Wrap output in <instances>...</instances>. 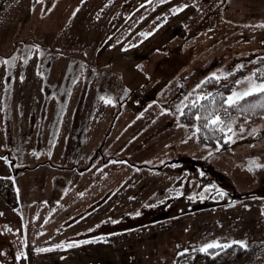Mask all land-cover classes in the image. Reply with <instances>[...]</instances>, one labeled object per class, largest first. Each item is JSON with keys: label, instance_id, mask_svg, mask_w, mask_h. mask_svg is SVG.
<instances>
[{"label": "rangeland", "instance_id": "374dc122", "mask_svg": "<svg viewBox=\"0 0 264 264\" xmlns=\"http://www.w3.org/2000/svg\"><path fill=\"white\" fill-rule=\"evenodd\" d=\"M180 5L187 7L175 11ZM37 44L39 48L33 47ZM5 58L8 63L88 61L93 79L86 110L92 114L90 121L100 112L109 123L102 128L100 120L82 144L75 129L69 144L59 133V147L56 142L52 147L50 134L34 130L37 117L42 111L62 114L66 105L54 103L51 110L48 102L36 101L39 95L32 91L14 96L12 86L9 94H0V153L15 160L14 167L23 174L20 181L7 174L0 157V251L19 234L14 258L0 257V264H175L184 249L213 240L247 243L246 254L220 264H264V167L249 170L253 157L264 165V112L238 124L233 119L234 134L227 133L231 140L214 146L202 144L179 114L180 102L195 99L189 94L210 73H229L215 82L232 83V88L246 86L234 82L254 71L260 78L264 0H0V62ZM30 67L26 73L31 75ZM35 78L27 77L22 87L37 90L41 80ZM13 83L20 86L19 81ZM98 91L114 103H102ZM12 98L22 102L18 105ZM20 119L27 127L18 133ZM49 120L55 121L54 116ZM98 175L104 177L106 193L118 192L92 209L100 197L84 201L83 196L97 190ZM33 177L40 180L34 183ZM24 185L41 190L42 198L50 191L58 197L57 223L41 204L35 242L37 221L29 223L28 218L33 215L21 219L5 208L11 207L7 202H18L16 193ZM219 189L225 195H219ZM126 191L145 192L146 201L154 203L167 192L176 193L166 198L177 192L185 198L163 209L149 205L135 214L130 199L121 202L120 193ZM71 200L74 210L67 214ZM98 222L101 227L105 223L101 231ZM76 241L84 244L64 246ZM25 248L36 253L29 256ZM22 253L26 255L18 256Z\"/></svg>", "mask_w": 264, "mask_h": 264}, {"label": "crops", "instance_id": "0c3cea01", "mask_svg": "<svg viewBox=\"0 0 264 264\" xmlns=\"http://www.w3.org/2000/svg\"><path fill=\"white\" fill-rule=\"evenodd\" d=\"M36 12V11H34ZM33 12V13H34ZM37 13V12H36ZM40 50L42 51V49L40 48ZM46 50V49H44ZM32 66V70L34 71L33 74H28L26 73V70H30ZM97 68L99 69L98 66H100L99 64L96 65ZM30 67V68H29ZM104 68V67H103ZM91 63L87 62H77L74 63L72 62H35V63H28V62H16V63H5V62H0V70L4 71L0 73V94L3 95L4 93L9 94V87L12 86L11 89V93L14 95L15 93L18 94H26L27 90L32 91V94H38L39 95V100L37 99L36 101H41L44 103H49V108H51V110H53V105L54 103H64L65 106V112L60 114V111L55 110V111H42V115L38 116V123L36 124V129H34L37 133L41 134H50L51 136H49L50 143L51 146L53 147V142H56L55 144L57 145L60 141L58 138V134H65V136L62 137V139L64 140L65 144H69L70 142L67 140L68 136L70 134L74 133V129L75 131H77V134L80 135V142L81 144L85 141L86 136L85 134L88 136L90 134V132H96L95 129L98 128V124H100V120L101 122H103L102 124V128L104 126V124H108L109 123V118L104 115L103 113L97 112L98 116H93V120L94 118L97 119L95 120V123L93 120L90 121L91 119V115L89 116L88 114V110H86V105L85 103L87 102V100L90 102V82L91 79H93V77L91 76L90 70H91ZM7 70V73H5V71ZM36 70L38 71L36 74ZM70 70L72 72H70ZM93 70V69H92ZM12 71V72H11ZM16 71V72H14ZM35 76L39 77L41 81H39V88L37 90H31L28 84H25L22 87V83H27L26 78L27 77H33L35 78ZM105 76V75H104ZM21 77H23V79H21ZM36 79V78H35ZM52 80V81H51ZM13 81H15L17 84L18 81L20 83V86L18 87L17 85H15L13 87ZM12 83V85H11ZM42 87H48L47 91L45 92L43 90ZM99 89V87H98ZM101 89V87H100ZM101 91V90H100ZM100 91H98L97 93V98L99 99L100 96ZM10 93V94H11ZM104 93V92H103ZM99 94V95H98ZM105 95V94H104ZM16 96V95H14ZM101 97V96H100ZM35 98V97H33ZM9 99V97H8ZM7 99V100H8ZM10 101V99H9ZM103 103V99L100 100ZM12 102L14 103H18L22 102V100L19 98L18 100H14L12 98ZM74 103H78V106L75 107ZM24 105V103L22 104ZM20 105V106H22ZM17 107V105H15ZM55 106V105H54ZM53 107V108H52ZM91 105H88V108H90ZM39 107H37L38 109ZM56 108V107H55ZM17 109V108H16ZM90 110V109H89ZM47 112H49V115H47ZM94 112V111H93ZM55 118V121H50L49 119L51 117ZM59 117H61V122L59 121ZM22 118L23 115H22ZM108 118V120H107ZM16 124V122L14 123V125ZM97 124V126H96ZM27 127L26 125V121H24V119H20L19 122L17 123V132H20L21 128H25ZM93 127V128H92ZM59 128L60 131H59ZM95 128V129H94ZM2 132L5 133L4 128H2ZM103 131H101V133L98 135L97 139H99L102 135ZM78 135V136H79ZM61 139V141H62ZM79 141V140H78ZM79 143V142H78ZM64 144V145H65ZM57 147H59V145H57ZM82 147V146H81ZM64 148V147H63ZM0 157L2 159L5 160V171L7 172V174H11L12 176H18L19 181L20 179H22V175H20L21 171L17 168L14 167V163L15 160H10L7 156H5L4 154L0 153ZM31 164V163H29ZM162 165V164H161ZM159 165V166H161ZM158 167V166H157ZM153 166H151V168H148L149 170H153ZM163 168L162 166L158 169ZM10 176V175H9ZM102 176L98 175V180L97 182L95 181V186L97 190L92 191L89 195L87 193V196H83L84 197V201L87 200H91L95 197H100L97 202H95L94 206L92 209H95L97 207H99L103 202H105V199L110 197L112 194L115 195L118 190H114L112 191V193L109 192H105V190L103 189L104 186V177L101 178ZM40 180V179H39ZM39 180L35 179V177H33V182H38ZM25 187L23 188L22 186L20 187L21 189L18 190V192L16 193V197L18 198V202L16 204H13L12 202H7V205L11 207H5L6 209H8V211L10 213H15L18 215V218L21 217L22 219V215H33L32 216H28L29 218V223L30 220L33 221H37V224L33 223L35 225V230L34 231V238H33V242H35L36 235H38V232L41 230V220L38 218H35L36 215H40L41 213V204L46 205L45 208V212L46 214L49 215H53L52 219L54 221V223L58 222V197L56 196V192L52 193L50 191V195L46 196L45 198H42L41 196V190H39L38 192L36 190H33L32 188H27L29 187V185H24ZM27 188V189H26ZM33 190V191H32ZM109 193V194H108ZM169 193H176V192H167L165 194V196L162 198V200H159L157 202H150V201H146V195L147 193L145 192H133V191H126V193H120V196L123 197V200L121 201L123 204L126 203V199H130V206L129 208H132L133 210H135V214H137L136 212L141 213L142 211H145L146 208L149 207V205L155 206L157 205V207H160L161 209L163 208H167L169 206H171L174 203V199H179V198H185L183 195L180 196L177 194L170 197V198H166V196ZM116 197V196H115ZM118 197V196H117ZM166 198V200H165ZM173 199V201L170 203L169 201ZM74 201H70L69 204L66 206L68 207V211L65 210V212L71 213L74 210ZM83 203V198L81 199V204ZM141 206V208H139ZM160 210V209H159ZM61 213V212H60ZM57 217V218H53V217ZM7 223V221H6ZM17 223H19L17 221ZM39 223V224H38ZM5 224V223H4ZM3 224V225H4ZM100 223H97V231H101L103 226L105 225V223H103L104 225H102V227L99 225ZM2 225V226H3ZM56 225V224H55ZM54 225V226H55ZM38 226V227H37ZM14 227V225H13ZM17 229L20 230V227L17 226ZM26 227H27V223L25 225H23V227H21L23 233V237H25V232H26ZM57 227V226H56ZM55 227V228H56ZM101 227V228H100ZM3 229V228H2ZM92 229H95V227H92ZM15 230V231H18ZM37 230V233H36ZM19 235V234H18ZM18 235H14V237H12V241L10 243H8V248L7 250H5V252L3 250L0 251V257L2 259L5 258V260H8V258L10 256H12L14 258L15 256V251H13V247H15V245H19V241L17 239L16 236ZM32 242V240H27ZM6 242H9V239H6ZM32 242V243H33ZM26 240L24 239L23 245L25 246ZM54 244V243H53ZM84 244V243H83ZM26 247V246H25ZM24 252H26L29 256H31V250H27L26 248L24 249ZM36 253V252H33Z\"/></svg>", "mask_w": 264, "mask_h": 264}, {"label": "snow or ice", "instance_id": "6c2138e0", "mask_svg": "<svg viewBox=\"0 0 264 264\" xmlns=\"http://www.w3.org/2000/svg\"><path fill=\"white\" fill-rule=\"evenodd\" d=\"M39 2V0H37ZM83 2V0H82ZM147 2V0H146ZM161 3L165 2V0H160ZM35 5H33V8ZM183 7H187V5H180V6H174L175 11H180ZM78 10V9H77ZM75 13H73L74 15ZM143 19V17H141ZM159 26V25H158ZM141 36H147L151 35V33H145L141 32ZM131 46L127 45L126 47ZM35 48H39L40 45H33ZM5 63L8 62V58H5L4 61ZM137 67H140L137 65ZM243 65H237L236 68H242ZM235 71V69L233 70ZM260 71V78L257 79L255 71L250 73L248 76H244L240 79L235 80L234 84L239 86L242 83L245 84L246 86L244 87H233L230 92L227 94L222 93L217 91L215 93V96L213 95L212 92H197L195 89H199L204 83L208 82L210 79H214L216 81H219L221 77H227L229 73L227 72H213L210 73L209 76L204 77L203 80H201L199 83L195 85V89L193 92H191L189 95L190 96H195L196 99L191 101L192 107H199L200 111H196L195 113V120L200 121L202 119L201 117V111H203V128L205 130L211 129L213 132V135L217 131L220 133H228L232 132L234 134V130L231 128V125L233 123V117L231 114L232 109H236L241 112H251L255 111L257 107L264 108V69L259 70ZM23 79V77H21ZM254 94H258L261 99L259 101H256L255 103L252 104H244L243 108H241V102L245 100L246 97L252 96ZM217 98H220V103H219V108H217ZM105 101V103H114L111 98L108 97H101ZM189 97H185L184 100H188ZM201 100H209L210 101V106H206L204 104H200L199 101ZM186 107L184 101L180 102V109H179V114L184 115L183 109ZM164 111H169V109H164ZM222 113V114H221ZM192 127L195 129L196 132L201 131V125L199 123L193 124ZM240 130L243 131V125L240 126ZM253 134H255V130H253ZM230 135H223L222 139L226 141L231 140ZM219 140H217V143L219 144ZM257 158L253 157L251 158V167L249 170H254L255 168L259 167H264V165L255 163ZM203 175V173H201ZM211 187V186H208ZM181 193L177 192V195H180ZM195 196V193H193ZM219 195L223 196L225 195L224 189H219ZM100 240L104 239V236L99 237ZM63 243V242H62ZM72 243L79 244V243H84V241H76V242H71V243H64L65 247H71ZM231 243L238 244L242 247H247V243L244 240H237V241H232ZM52 247H58V245H53ZM221 247L220 243L216 240H213L209 243H205L199 246V251L200 252H207L209 255H216L215 251L209 252L210 248H218ZM224 248L229 247L228 243L223 244ZM37 251H42V249H37ZM184 251H188V249H184ZM19 255H26V253L18 254Z\"/></svg>", "mask_w": 264, "mask_h": 264}, {"label": "trees", "instance_id": "16d2710c", "mask_svg": "<svg viewBox=\"0 0 264 264\" xmlns=\"http://www.w3.org/2000/svg\"><path fill=\"white\" fill-rule=\"evenodd\" d=\"M232 83H224V84H216L214 79H210L208 82L204 83L202 87L206 88L207 92H212L215 96L217 91L227 94L230 92L232 88ZM206 92V93H207ZM196 99V98H195ZM193 99V100H195ZM261 97L258 94H254L252 96L246 97L244 101L241 102V108H243L244 104H252L256 101H259ZM200 104H204L206 106H210L209 100H201L199 101ZM220 98H217V108H219ZM184 115H180L181 121L188 123V124H197L201 125V131L196 132L198 140L205 144L206 146H214L217 144V140L219 143L225 144L227 143L226 140L222 139L223 135H227V133H220L217 131L215 135L211 129L205 130L203 128V111H201L202 119L200 121L195 120V113L196 111H200L199 107H192L191 101L186 103V107L183 109ZM264 112V108L257 107L255 111L251 112H241L236 109L231 110L232 117L234 118V124H238L240 121L245 119H253L255 116H260ZM222 114V113H221ZM248 114L246 118L243 119L242 115ZM221 247L218 248H210L209 252L215 251L216 255H209L207 252H200L199 248H194L189 251L182 252L175 261V264H220L221 262L225 261L229 258H240L244 254H246L247 248L242 247L235 243H230L229 247L224 248L223 244H220Z\"/></svg>", "mask_w": 264, "mask_h": 264}]
</instances>
